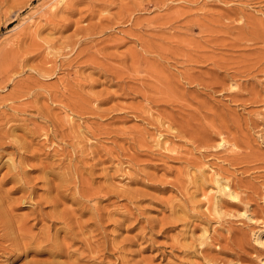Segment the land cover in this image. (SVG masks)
I'll return each mask as SVG.
<instances>
[{"label": "rangeland", "instance_id": "374dc122", "mask_svg": "<svg viewBox=\"0 0 264 264\" xmlns=\"http://www.w3.org/2000/svg\"><path fill=\"white\" fill-rule=\"evenodd\" d=\"M0 133L29 260L264 264V0H8Z\"/></svg>", "mask_w": 264, "mask_h": 264}, {"label": "bare ground", "instance_id": "6f19581e", "mask_svg": "<svg viewBox=\"0 0 264 264\" xmlns=\"http://www.w3.org/2000/svg\"><path fill=\"white\" fill-rule=\"evenodd\" d=\"M8 0H0V11L2 9V7L5 5V3H7ZM57 2V1H56ZM53 3L51 4V9H54V7H57L56 5L58 3ZM3 131V130H2ZM5 131V129H4ZM8 132V131H7ZM5 134V133H4ZM1 135V133H0ZM4 136V135H2ZM5 137V136H4ZM2 141V140H1ZM12 142V141H11ZM2 143V142H1ZM2 146V145H1ZM17 164V163H16ZM13 166V165H12ZM11 166V167H12ZM21 166V165H20ZM16 168V167H15ZM21 168V167H20ZM9 170H11V168H9ZM13 171V169H12ZM21 171V170H20ZM18 175L13 176V180L16 183L20 182V177L19 174L20 172H18V170L16 171ZM15 173V172H14ZM22 173V172H21ZM12 175V174H11ZM212 175V174H211ZM213 176V177H212ZM210 176L211 177V182L214 184V189H215V193L216 195H213L214 200L211 202V205L213 206V210H219L218 208V204H219V199L222 198L223 196H230L233 198H237L235 192L231 191L228 187H227V183L225 181H223L221 178H219V176H215L214 174ZM202 177V176H201ZM24 179V178H23ZM199 179V178H198ZM205 177H202L200 179L201 183L205 182ZM24 181V180H23ZM22 183V182H21ZM26 183H30V182H26L24 181L23 185H25ZM199 183V182H198ZM200 186V184H198ZM29 189V188H28ZM218 193V195H217ZM29 195V194H28ZM31 196V195H30ZM29 196H22L17 198L19 200V202H23L24 200H26ZM17 199H15L17 201ZM32 199V198H31ZM30 200V199H29ZM32 201V200H31ZM15 201L9 197L8 195H1L0 193V253H5L7 252L8 255L4 260H0V264H12L10 262H8V260L12 257V255L14 253H18V254H23L24 258H25V262L23 264H63L60 262H55V261H36V260H29L27 259V253L28 251H31V249L34 247L38 250H42V245L41 243H46L49 239L48 236L47 238L45 237H40L38 235V237L34 234L30 233V225L27 223V221L25 220L26 216L24 217L22 215V217H24V220L22 218V220H15V215L13 213V211L15 210L13 207V203ZM26 203V201H25ZM28 203V202H27ZM63 203V202H62ZM30 204V203H29ZM64 205V204H63ZM32 206V205H31ZM218 208V209H217ZM14 209V210H13ZM18 210V209H17ZM51 211V210H50ZM49 211V212H50ZM16 212V211H15ZM48 212V211H47ZM53 211H51L52 213ZM54 213V212H53ZM52 213V214H53ZM69 214V213H68ZM67 214V216H68ZM54 215V214H53ZM242 215H247L246 212L244 211ZM59 216V215H58ZM56 217V214H55ZM60 218L62 219V222L64 225H67L69 222V219L65 217L64 213H61ZM248 219H250L249 217H247ZM58 219V217H57ZM76 220V219H75ZM33 221V220H32ZM79 222V220H78ZM28 224V225H27ZM46 231V230H45ZM36 232V231H35ZM84 234V233H83ZM86 235V234H85ZM43 236V235H42ZM257 243H261L264 244V238H257ZM65 245V244H64ZM90 245V244H89ZM66 246V245H65ZM67 248V247H66ZM71 248V247H70ZM68 249V248H67ZM66 249V250H67ZM65 250V252H66ZM63 251V248L61 246H56L54 245L53 249H50V253L52 256L58 255ZM78 251V250H77ZM48 252V251H47ZM92 252V251H91ZM49 253V252H48ZM30 255V254H29ZM35 255V254H34ZM46 255V254H45ZM43 256V255H42ZM34 257V256H33ZM38 256H36L37 258ZM14 258V257H13ZM12 258V259H13ZM49 258V257H48ZM52 258V257H51ZM55 258V257H54ZM58 258V256H57ZM55 258V259H57ZM72 258V257H71ZM91 258V256H90ZM44 259V258H43ZM47 259V258H46ZM50 259V258H49ZM69 259V258H68ZM67 259V260H68ZM48 260V259H47ZM65 260V259H64ZM80 263V262H79ZM67 264H78L77 261L73 262V263H67Z\"/></svg>", "mask_w": 264, "mask_h": 264}]
</instances>
